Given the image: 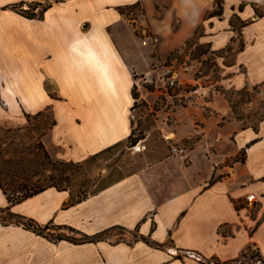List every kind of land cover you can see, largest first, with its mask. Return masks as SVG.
Segmentation results:
<instances>
[{
	"label": "crops",
	"instance_id": "crops-1",
	"mask_svg": "<svg viewBox=\"0 0 264 264\" xmlns=\"http://www.w3.org/2000/svg\"><path fill=\"white\" fill-rule=\"evenodd\" d=\"M136 3L162 47L180 46L207 21L211 48L234 51L228 83L264 82V15L258 13L264 0H222V13L214 16L208 15L214 0H0V123H22L25 113L50 109L54 122L43 143L52 157L67 161L127 141L134 72L145 68L121 9ZM231 124L232 153L245 154L229 169L205 147L192 149L186 164L154 145L148 149L154 157L139 154L137 168L79 200L69 188L48 186L10 205L0 186V211L9 206L41 226L89 235L122 226L138 235L79 243L0 223V264H224L249 246L264 257V118L255 128ZM213 174L222 175L211 180ZM249 193L255 201L247 200Z\"/></svg>",
	"mask_w": 264,
	"mask_h": 264
},
{
	"label": "rangeland",
	"instance_id": "rangeland-1",
	"mask_svg": "<svg viewBox=\"0 0 264 264\" xmlns=\"http://www.w3.org/2000/svg\"><path fill=\"white\" fill-rule=\"evenodd\" d=\"M26 11L32 14L31 10ZM123 11L138 37L136 58L145 68L144 73L134 72L132 91L139 97L135 98L131 109L134 127L131 137L98 157L67 161L52 157L43 143V136L54 122L50 109L25 113L22 123L1 122L0 182L8 197L16 198L31 190L55 185L69 188L74 200L82 198L137 168L143 156L151 154L154 157L148 152L154 145L157 150L167 147L168 153L182 162L169 145L185 146L189 152L186 164L196 146L207 148L216 158L213 161L227 166L226 169L244 159L245 149L232 153L234 136L229 127L231 121L237 120L240 127L255 128L264 118V82L239 86L228 83L225 70L234 62V51L231 46L222 50L211 48L207 41V21L185 43L174 48L167 44L164 48L163 38L145 24L140 3L124 7ZM259 13L264 15V8ZM231 20L236 27L241 26L239 17L233 16ZM235 38L238 41L239 34ZM235 69L239 74L245 72L241 66ZM189 127L194 129L190 137L187 136ZM138 137L136 143L145 145L141 151L133 150L131 142ZM221 175L213 174L211 180ZM15 221L10 212L0 211V223ZM46 232L54 238L75 234L55 225H50ZM137 236L135 230L119 227L104 234L114 241H131ZM256 255V248H252L241 259L249 261Z\"/></svg>",
	"mask_w": 264,
	"mask_h": 264
},
{
	"label": "trees",
	"instance_id": "trees-1",
	"mask_svg": "<svg viewBox=\"0 0 264 264\" xmlns=\"http://www.w3.org/2000/svg\"><path fill=\"white\" fill-rule=\"evenodd\" d=\"M216 3H217V5L215 6V8H214L213 10H211L210 12H208V15H209V16L220 15V14L222 13V10H223L222 0H219V2H216ZM48 5H49V4H46V6H44V7L42 8V11L46 10V8H47ZM121 11L124 12V11H123V8L121 9ZM257 12H258V11H257ZM25 13H26V12H25ZM258 13H259V12H258ZM26 15H27V16H31V14L29 15V13H26ZM132 95H133L134 99H135V98L137 99V98L139 97V94L136 93V92H134V91H132ZM132 133H133V131H132ZM131 135H132V134H131ZM131 135H130V137H131ZM130 137H129V138H130ZM138 140H139V137L133 139L131 142H132V144H135ZM121 143H123V142L120 141V142H117V143H115V144H112V145L106 147L105 149H103L102 151H100V152H98V153H96V154L90 156L89 158H95V157H98L101 153H103V152H105V151H107V150H109V149H111V148H113V147H115V146H117V145H119V144H121ZM46 156H47V158L50 159V156H48V154H46ZM0 186H1V188L3 189L4 193L7 195V192H6V190L3 188L1 182H0ZM49 186H55V185H49ZM46 187H48V186H46ZM46 187H41V188H37V189L31 190V191H29V192L23 194L22 196H18V197H16V198H11L10 196H9V197L7 196V197H8V201H9L10 205H12L13 203H15V202H17V201H20V200H22V199H24V198H26V197H28V196H30V195H33V194H36V193L42 191V190L45 189ZM63 188H64V187H63ZM79 199H80V198H77V199H75V200H79ZM9 209H10V207L8 206L6 209H2L1 211H2V212H3V211H8V212H10V214L13 215L14 218L16 219V221H15L14 223H16V224H18V225H22L23 227H25V228H27V229H31V230H33V231H35V232H37V233H39V234H41V235L47 236V237H49V238L52 239V240L68 239V240H70V241H73V242H79V243H81V242H90V241H97V240H100V239H102V238H105V237H104V234H105L107 231L110 230V229H105V230H103V231H101V232H98V233H95V234L89 235V234L81 233V232L77 231L75 228H73V227H71V226H66V225H55V226L58 227V228H67L68 230H70L71 232H73V233H75V234H74V235H61V236H58V237L54 238V237L48 236V233L46 232V230L49 229L50 225H54V224L48 223V224H46V225H44V226H41V225L38 224L36 221H34V219L29 218V217H26V216L21 215V214L13 213V212H11ZM118 227L121 228V229H125V228L122 227V226H118ZM113 228H115V227H113ZM141 237H142L143 239H145V237H143V236H141ZM249 249H252V246H249V247H247L246 250L242 251L240 257H238V258H236V259H234V260H232V261L225 262L224 264H232V263H236V264H245V262H247V260H246V261H245V260H242L241 257H242V256L245 257V256H246V251L249 250ZM256 257H257V258H256ZM250 260L260 261V264H264V257H262V256L258 253V251H257V255L251 257ZM208 264H210V263L208 262Z\"/></svg>",
	"mask_w": 264,
	"mask_h": 264
},
{
	"label": "built area",
	"instance_id": "built-area-1",
	"mask_svg": "<svg viewBox=\"0 0 264 264\" xmlns=\"http://www.w3.org/2000/svg\"><path fill=\"white\" fill-rule=\"evenodd\" d=\"M136 148H138L139 151H141V149L145 148V145L141 144V142H138V143L133 145V150H135ZM169 148L171 149V151L175 155H177L183 161H187L188 160L189 152H188V149L185 146L176 145V144H170ZM247 200L248 201H255L256 200V195L254 193H249L248 196H247Z\"/></svg>",
	"mask_w": 264,
	"mask_h": 264
},
{
	"label": "bare ground",
	"instance_id": "bare-ground-1",
	"mask_svg": "<svg viewBox=\"0 0 264 264\" xmlns=\"http://www.w3.org/2000/svg\"><path fill=\"white\" fill-rule=\"evenodd\" d=\"M135 150H136V151H139V149H138V148H136ZM141 150H142V149H141Z\"/></svg>",
	"mask_w": 264,
	"mask_h": 264
}]
</instances>
